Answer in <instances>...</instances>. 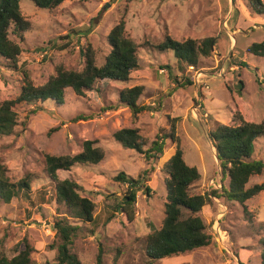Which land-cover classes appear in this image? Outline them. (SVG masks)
<instances>
[{"label":"rangeland","instance_id":"1","mask_svg":"<svg viewBox=\"0 0 264 264\" xmlns=\"http://www.w3.org/2000/svg\"><path fill=\"white\" fill-rule=\"evenodd\" d=\"M245 4L246 0H65L45 10L20 0L30 28L19 41L18 64L28 70L34 85L44 84L58 66L81 69L79 48L86 42L101 65L110 49L107 34L122 16L126 34L138 46L139 67L128 81H108L83 96L67 88L61 105L47 100L15 107L18 125L13 134L0 138V157L10 181L28 174L30 189L7 203L0 199V251L10 254L16 242L26 239L35 249L36 264L53 263L58 240L53 223L57 216H65L66 209L54 199L44 155H73L88 139L97 140L103 158L97 164L57 171L59 179L74 180L79 193L95 203L94 231L82 224L71 247L81 264H97L99 249L100 264H260L264 189L243 204L212 197L199 212L211 235L210 244L150 262L137 239L161 226L166 200L162 167L175 143L167 139L159 156L146 158L112 138L120 128L136 127L147 139V148L159 130L168 129V116L178 117L175 132L182 157L200 173L191 192L203 194L227 184L208 131L216 122L237 124L236 111L247 121L264 119V57L245 52L250 43L264 39V16L251 15ZM165 35L179 41L216 36L217 43L193 68L177 63L171 51L157 49ZM175 76L179 81L187 77L192 84L174 88ZM22 84L20 71L8 68L0 57V103L16 98ZM134 85L143 87L139 104L160 106L158 111L140 112L132 122L129 109L118 104L117 94ZM78 114L87 119L74 121ZM51 128L56 129L48 134ZM251 158L264 161V136L254 142ZM120 172L149 188L148 193L143 188L136 192L131 220L113 209L127 190L125 181L115 179ZM261 182L264 170L252 175L246 187Z\"/></svg>","mask_w":264,"mask_h":264},{"label":"trees","instance_id":"2","mask_svg":"<svg viewBox=\"0 0 264 264\" xmlns=\"http://www.w3.org/2000/svg\"><path fill=\"white\" fill-rule=\"evenodd\" d=\"M29 1L40 9L52 10L65 0ZM245 6L251 15L264 16L262 0H246ZM29 28L30 22L21 12L20 0H0V57L4 59L8 68L20 71L23 77L18 96L0 103V138L13 134L14 128L18 125L15 107L19 104L36 105L38 102L49 100L61 105L67 88L72 89L76 95L83 96L85 92L98 91L99 84L108 81H128L130 73L139 67L138 46L126 34L122 16L107 34L110 49L101 65L96 64L95 51L91 44L86 42L79 48L82 59L81 69H66L58 66L55 74L44 84L34 85L28 70L18 64L22 52L19 41L24 39V34ZM216 43V36H208L200 40L186 38L179 41L165 35L156 47L160 51H171L177 63L194 68L201 65V56L206 57L212 53ZM245 52L264 57V39L250 43ZM172 80L174 88L192 84L187 77L179 81L175 76ZM237 88L239 91L244 88L243 80H238ZM142 89L141 85H134L121 89L117 94L118 104L129 109L132 122L137 120V115L142 111L159 110V104L158 107H154L138 103ZM113 107L110 106V109ZM85 119L87 118L82 114L73 118L74 121ZM178 119L168 116V129L159 130L147 148H144L147 139L139 134L136 127H123L112 134V138L121 146L144 153L146 158L159 156L167 139L175 143L173 154L162 167L166 174L164 180L166 200L161 226L155 229L150 225L151 232L137 239L143 256L150 262L181 256L210 244L211 235L199 212L212 197L243 204L264 189V182L246 187L252 175L260 174L264 170L263 160L251 158L254 142L264 136V119L259 122L247 121L239 111H236L233 121H238L237 124L227 125L216 122L214 128L208 131V138L215 149V157L218 159L221 171L228 177V182L226 185H221L219 190L212 189L203 194L191 192V186L198 181L200 173L195 166L187 165L182 157L179 138L175 132ZM55 129L51 128L48 134ZM96 143L97 140H84L81 150L73 155H44V168L54 187V199L66 209L65 216H57L53 223L55 237L58 240L52 264H81L77 255L71 250L73 241L82 229V224L90 226V233L97 225L95 203L79 193L80 186L77 182L69 178L59 179L57 175L58 170L68 171L76 164H97L103 158L104 152L95 145ZM7 170L0 157V199L5 203L20 192H28L30 189L28 174L12 182ZM115 179L125 181L127 190L113 209L120 210L127 219L131 220L134 217L136 192L143 188L148 193L149 188L141 180L133 179L122 172L118 173ZM259 231L262 233L259 240L260 264H264V222L259 224ZM9 251L10 254L0 251V264H36L33 257L35 249L26 239L16 242ZM101 255L99 249L97 264L101 263Z\"/></svg>","mask_w":264,"mask_h":264},{"label":"crops","instance_id":"3","mask_svg":"<svg viewBox=\"0 0 264 264\" xmlns=\"http://www.w3.org/2000/svg\"><path fill=\"white\" fill-rule=\"evenodd\" d=\"M232 43H233V41H232ZM232 43H231V44H232Z\"/></svg>","mask_w":264,"mask_h":264}]
</instances>
